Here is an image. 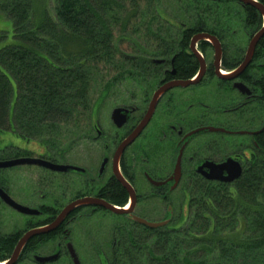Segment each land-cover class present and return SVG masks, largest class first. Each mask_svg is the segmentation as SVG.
I'll return each instance as SVG.
<instances>
[{
    "label": "flooded vegetation",
    "instance_id": "af4514ba",
    "mask_svg": "<svg viewBox=\"0 0 264 264\" xmlns=\"http://www.w3.org/2000/svg\"><path fill=\"white\" fill-rule=\"evenodd\" d=\"M170 13L160 11L164 26L158 29L165 30L155 36L156 51L149 57L150 62L160 66V74L152 82L154 90L149 100L141 102L135 87L137 83L128 82L126 88L127 82L115 81L105 89V94L123 86L121 94L128 96L116 101L105 120L101 121L100 115L94 112L89 120L83 121L81 128L76 123L69 137L59 138L55 144L22 137L14 127L8 129L25 143L0 149V160H27L0 167V189L10 197L5 199L0 194V247L7 248L13 243L16 247L29 231L45 228L30 234L14 264H62V261L75 264L69 243L81 264H87L89 259L96 264H116L119 261L117 250L123 247L125 232L137 231L140 235V232L163 233L178 229L189 214L193 188L198 183L227 182L207 176L209 163L237 161L243 169L257 153L259 138L264 135V50L259 52L260 58L253 59L263 36L257 42L251 63L234 78L218 75L216 46L212 40L196 42L206 62L204 67L191 44L202 32L216 35L222 50L223 73H231L245 59L249 43L261 26L247 21L227 22L219 26L218 32L197 26V31L190 33L192 22L199 19L185 17V13L183 17ZM240 30L248 37L237 38L235 33ZM164 36L168 39L164 40ZM158 42L168 44V50H158ZM179 62H184L181 69ZM193 62L197 64L193 74L185 75ZM227 64L234 66L227 67ZM198 76L199 81L182 84ZM238 82L242 85L237 87ZM168 83L172 85L160 95L148 123L118 154L122 141L143 121L155 91ZM227 99L235 101L227 105ZM117 107L123 109L120 115L125 120L121 125H118L121 118H113ZM242 130L245 133H241ZM118 172L131 190L118 177ZM20 174L24 178L19 179ZM86 197L110 202L128 212H116L99 202L84 203L70 209L62 221L57 222L67 205ZM95 215H99L100 220L101 215L104 224L107 222L103 216L123 218L115 221L110 236L105 234L104 237L103 228L89 227ZM136 216L156 225L140 222ZM177 218H182V222L176 223ZM93 230L96 243L93 256L85 257L83 241ZM13 251L6 252L7 260Z\"/></svg>",
    "mask_w": 264,
    "mask_h": 264
},
{
    "label": "trees",
    "instance_id": "16d2710c",
    "mask_svg": "<svg viewBox=\"0 0 264 264\" xmlns=\"http://www.w3.org/2000/svg\"><path fill=\"white\" fill-rule=\"evenodd\" d=\"M166 1L53 0L50 7L49 1L0 0V17L11 20V30H0V44L11 33L0 46V133L14 127L22 137L55 144L89 120L112 82L154 80L160 66L149 56L165 30L158 28ZM184 1L188 15L199 19L190 33L197 26L218 32L227 23L216 20L217 3L231 0ZM242 4L246 21L262 26L257 6ZM158 43V50H168ZM260 44L253 61L262 55L264 35ZM188 67L185 75H192L197 64ZM257 147L234 181L193 188L180 228L125 232L116 264H264V135ZM14 248L0 247V260Z\"/></svg>",
    "mask_w": 264,
    "mask_h": 264
},
{
    "label": "water",
    "instance_id": "95a60500",
    "mask_svg": "<svg viewBox=\"0 0 264 264\" xmlns=\"http://www.w3.org/2000/svg\"><path fill=\"white\" fill-rule=\"evenodd\" d=\"M242 1L244 4H253L255 6H257V8L260 10L263 18H264V4L259 2L258 0H240ZM264 35V23L262 25V27L255 33V35L253 36V38L251 39L247 52H246V56L245 59L243 60V62L233 71V72H229V73H223V69L221 67V57H222V50H221V46L219 43L218 38L216 37V35L210 33V32H202L200 34H197L193 40H192V44H191V48L192 50L197 54V56L200 58L201 60V66L204 67L206 65L205 59L203 58L202 54L200 53V51H198L197 47H196V42L199 39H209L212 40L216 46V54H215V64L217 67V72L218 75H220L223 78H234L236 76H238L252 61L253 59V55H254V51L257 45V42L259 41V39ZM200 80V76L196 77V78H192V79H188L187 81H183L182 84L185 85H189L191 83H194L196 81ZM172 84H165L161 87H159V89H157L153 95L152 101L150 103V107L147 111V113L145 114V117L143 119V121L141 122V124L133 131L132 134H130L125 140L122 141L119 149H118V154H120L122 152V150L124 149V147L126 145H128L129 143H131L136 136L140 133V131L142 130V128L148 123L149 119L151 118V115L155 109V106L157 104V101L160 97V95L168 88V86H171ZM241 83H236V86H241ZM122 108H115L113 110V118L115 120H117L118 118H121L122 120L118 122V125H121V123L125 120L124 116L121 114L120 112L122 111ZM222 129V131H225V129ZM242 133H245V130L241 131ZM26 158H18V159H14V160H5L2 161L0 160V167H6L10 164H17V163H24L26 162ZM36 162L41 161L40 159H34ZM233 164H237V165H233ZM210 166V171L207 173V176L211 179H222L225 181H233L235 179H237L241 173H242V168H241V164H239L237 161H234V163L227 161L226 163H221V164H214V163H209ZM63 168H66L65 165H63ZM227 171V174H225L224 172ZM118 177L121 179V181L131 190L130 185L127 183V181L125 180L124 176L121 175L120 172L117 173ZM0 194L3 198L5 199H9L10 197L7 195V193L4 192L3 189H0ZM133 199H134V193H133ZM99 202L100 204L111 208L112 210L119 212V213H123V212H128V209L125 208H120L115 206L114 204L104 201V200H98L95 199L93 197H86L83 200H76L71 202L69 205H67L64 210L62 211L61 215L59 216L57 222L62 221V219L65 217V215L70 211V209L74 208L75 206H77L78 204H88V203H96ZM137 220H139L140 222L149 224V225H156V223L151 222L143 217H138L136 216ZM45 228L43 229H36L35 231H29L28 233H26L24 235V237L21 238V240L19 241V243L16 245L13 254L11 256V258L5 263V264H14L18 258H19V254L21 252L22 246L24 241L30 236L31 233L33 232H38V231H44ZM69 248L71 251L72 256L74 257V262L75 264H81L80 259L78 257V254L75 250V248L72 246L71 243H69Z\"/></svg>",
    "mask_w": 264,
    "mask_h": 264
},
{
    "label": "rangeland",
    "instance_id": "374dc122",
    "mask_svg": "<svg viewBox=\"0 0 264 264\" xmlns=\"http://www.w3.org/2000/svg\"><path fill=\"white\" fill-rule=\"evenodd\" d=\"M38 1H44V2L49 1L48 6H50V7L53 6V0H35V2H38ZM187 3H188V1H184V0H167L165 3L162 4L163 5L162 8H163L164 12H167V13L171 12L170 14L179 13V17H183L184 13H185V17H190L188 15L189 12L188 13L186 12L187 11V9H186ZM217 6H218V11H217V15H216L217 21H219V22H232L234 24L235 23H242V22L246 21L244 6L239 1H237V0L219 1L217 3ZM1 29L11 30V20L9 18H5V16L0 17V30ZM10 35H11V33H9V36L7 37V39L4 40L0 44V46L3 45L4 43L10 41ZM235 36L237 38L241 37L242 39H245L246 37H248V35L245 33L244 30H240V31L236 32ZM139 43L141 44L142 42H139ZM150 56L153 57L152 55H150ZM209 56L210 57L212 56V52L209 53ZM123 82H127L125 85L126 88H127V84H129L128 82L137 83V85L135 87L137 90H139L138 97L140 98L142 103H144L146 99L149 100V97L153 93V90H154V87L152 84L153 80H151L149 82H141V81H136V80L125 79ZM123 90H124L123 86H117L116 88H112V89H110V92L108 93L109 95H106L107 98L104 101L101 100V101H98V103H96V105L94 107V112H96L100 115L99 117L102 119L101 121L105 120L106 116H108V114L112 112V109L115 106L116 101H118L122 98H125V95H127V94L124 92H123V94H121V92ZM99 93H100V91H96V93H95L96 98L98 97ZM138 101H139V99H138ZM234 101H233V99H227V105L230 102H234ZM101 102H103V103H101ZM211 104H214V103L211 102ZM58 105H63V104H60V101H59ZM24 143H25L24 139L18 137L15 133H13L9 130L0 133V149L5 148L7 145H19V144L23 145ZM27 143L28 142L26 141V144ZM87 144L88 143H86V145ZM78 150H82V149L79 148ZM18 178L22 179V178H24V176L22 174H20V175H18ZM100 218H101V220L99 219V215H95L92 219H90V220H92V222L89 225V227L97 226L100 228V230L103 228L104 237H105V234L110 236V232L113 231L115 221L117 222L118 220H120L123 217H121V218L119 217L117 220L116 215H114V216L108 215L107 217L103 216V219L105 218L107 224L102 223V216L101 215H100ZM182 220H183L182 218H179V219L177 218L176 223H180V222H182ZM85 223H87V222H85ZM184 224H185V218H184L183 225ZM94 234H95V231L93 230V232L91 234L85 235V239L83 241V246L86 249H84V250L82 249V251H83L82 253H84L85 257L93 256L94 247H95L94 244H96L95 239H94ZM75 240H77L76 237H75ZM4 262H5V260H0V263H4ZM62 264H72V263L67 262V261H62ZM87 264H96V263H94V262L91 263V260L89 259Z\"/></svg>",
    "mask_w": 264,
    "mask_h": 264
},
{
    "label": "bare ground",
    "instance_id": "6f19581e",
    "mask_svg": "<svg viewBox=\"0 0 264 264\" xmlns=\"http://www.w3.org/2000/svg\"><path fill=\"white\" fill-rule=\"evenodd\" d=\"M172 62V61H171ZM0 264H2V263H0Z\"/></svg>",
    "mask_w": 264,
    "mask_h": 264
}]
</instances>
